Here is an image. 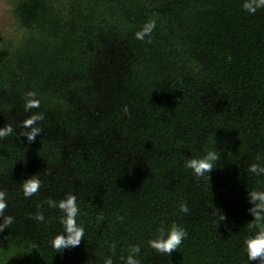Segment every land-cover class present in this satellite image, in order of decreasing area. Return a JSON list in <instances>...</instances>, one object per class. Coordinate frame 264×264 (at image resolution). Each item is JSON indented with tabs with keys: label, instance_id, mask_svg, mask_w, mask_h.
Returning <instances> with one entry per match:
<instances>
[{
	"label": "trees",
	"instance_id": "obj_1",
	"mask_svg": "<svg viewBox=\"0 0 264 264\" xmlns=\"http://www.w3.org/2000/svg\"><path fill=\"white\" fill-rule=\"evenodd\" d=\"M8 2L26 32L0 57V129L13 130L0 137V226L13 220L0 232V264H125L134 246L139 264H250L244 241L264 227L249 213V193L264 191V175L249 171L264 167V9L250 15L245 0ZM152 21L151 35L136 39ZM29 94L38 108L26 110ZM33 118L39 135L29 142ZM214 149L221 158L209 177L184 167ZM32 176L40 188L26 198ZM69 196L84 235L58 252L63 214L49 201ZM173 224L186 238L170 256L156 252L149 241Z\"/></svg>",
	"mask_w": 264,
	"mask_h": 264
},
{
	"label": "clouds",
	"instance_id": "obj_2",
	"mask_svg": "<svg viewBox=\"0 0 264 264\" xmlns=\"http://www.w3.org/2000/svg\"><path fill=\"white\" fill-rule=\"evenodd\" d=\"M243 9L250 15H255L258 10L264 9V0H245ZM155 28V21L144 25L141 31L136 33V39L143 41L146 36H150ZM29 100L26 104V110L32 108H38L39 102L35 100L34 94H29ZM43 117H39L42 119ZM37 118L30 119L25 122V128H32V125L36 122ZM12 128L0 129V137L8 136L12 133ZM39 135V129L32 128L30 133H26V137L29 142L34 141L35 137ZM219 152L214 149L207 152L200 158H186L184 161V167L191 170L195 177H204L206 174L209 177V173L217 167L220 161ZM249 171L257 176L264 175V167L258 164H253ZM40 188V181L34 176L24 181L22 185V191L26 198L33 196ZM249 203L253 206L249 209V213L252 215L255 221H264V191H254L249 193ZM49 206L52 208H58L63 214L61 217V223L64 226V233L57 235L52 241L51 246L58 252H62L64 249L73 248L78 246L83 239V228L79 227L76 222V217L79 214V209L76 204L75 197L69 196L59 202L49 201ZM7 207V202L4 196L0 194V213ZM182 212L187 213L188 208L186 205H181ZM36 219L43 221V215H37ZM102 219V217H101ZM13 222L9 217L5 220L4 224L0 226V232H3L4 228H7ZM186 231L178 225H171L168 228H161L159 235L149 241V246L156 252L161 254L171 253L177 250L186 238ZM115 244L112 245V253H115ZM244 249L247 253V258L250 264L252 262L260 261L264 264V227H260L253 236L247 238L244 241ZM129 254L125 259V264H139L137 257L140 255V248L138 246L131 247ZM105 264H113L111 257L105 259Z\"/></svg>",
	"mask_w": 264,
	"mask_h": 264
},
{
	"label": "rangeland",
	"instance_id": "obj_3",
	"mask_svg": "<svg viewBox=\"0 0 264 264\" xmlns=\"http://www.w3.org/2000/svg\"><path fill=\"white\" fill-rule=\"evenodd\" d=\"M15 3L16 0H8ZM7 0H0V57L12 49V45L18 43V39H20L23 34L26 32V29L22 28L19 25V22L14 16L13 6L9 4ZM68 11V7L66 5L65 8ZM55 27L53 25H49L45 29V36H49L53 34ZM12 44V45H11ZM15 49L11 50L14 52Z\"/></svg>",
	"mask_w": 264,
	"mask_h": 264
}]
</instances>
